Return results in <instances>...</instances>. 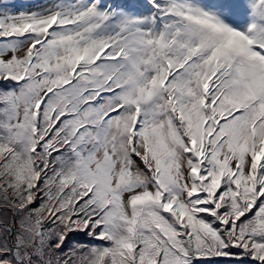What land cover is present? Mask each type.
<instances>
[{"label": "snow or ice", "instance_id": "snow-or-ice-1", "mask_svg": "<svg viewBox=\"0 0 264 264\" xmlns=\"http://www.w3.org/2000/svg\"><path fill=\"white\" fill-rule=\"evenodd\" d=\"M0 264H264V0L0 3Z\"/></svg>", "mask_w": 264, "mask_h": 264}, {"label": "rangeland", "instance_id": "rangeland-1", "mask_svg": "<svg viewBox=\"0 0 264 264\" xmlns=\"http://www.w3.org/2000/svg\"><path fill=\"white\" fill-rule=\"evenodd\" d=\"M4 0H0V3H3ZM16 3L22 4L24 6H32L37 3H42L43 0H15Z\"/></svg>", "mask_w": 264, "mask_h": 264}]
</instances>
